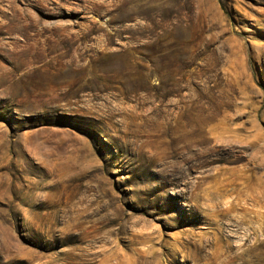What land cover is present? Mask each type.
I'll return each mask as SVG.
<instances>
[{
    "label": "rangeland",
    "instance_id": "374dc122",
    "mask_svg": "<svg viewBox=\"0 0 264 264\" xmlns=\"http://www.w3.org/2000/svg\"><path fill=\"white\" fill-rule=\"evenodd\" d=\"M0 264H264V0H0Z\"/></svg>",
    "mask_w": 264,
    "mask_h": 264
}]
</instances>
